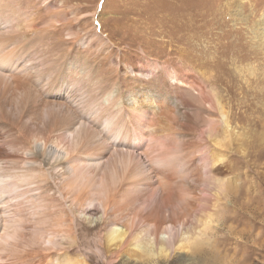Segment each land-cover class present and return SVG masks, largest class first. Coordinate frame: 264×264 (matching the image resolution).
<instances>
[{
  "label": "rangeland",
  "instance_id": "1",
  "mask_svg": "<svg viewBox=\"0 0 264 264\" xmlns=\"http://www.w3.org/2000/svg\"><path fill=\"white\" fill-rule=\"evenodd\" d=\"M12 1L7 0L0 6V39L3 41L0 54H5L0 61V186L9 184L8 190L15 188L12 193L0 195V207L6 211L3 215H12L13 207L9 210L4 207L7 202H21L29 208L35 200L32 201L28 188L42 182L37 175L47 167L35 163L38 160L33 147L35 139L45 141L47 151L51 146L61 153L66 152L67 157L78 156L72 163V174L81 166L104 164L115 151L113 148L106 155L85 156L82 130L93 121L92 116L85 114L88 109L92 108L95 115L100 105L108 106L116 96L115 93L108 99L96 98L95 101L91 94L98 96L93 89L99 79L115 75L117 59L124 70L140 77L148 78L160 68L169 80L174 71L187 75L188 80L198 79L209 85L215 77L226 79L225 72H232L238 73L237 78L243 83L251 77L253 87L260 85L257 80L264 70V49L256 35L259 27L264 31V0H38L41 11L36 14L39 25L35 31L27 27L17 29V19L6 22V14L12 15ZM53 29H59L61 34L55 35ZM84 58L88 62L83 65ZM133 58L138 60L139 66L135 72L131 66ZM239 69L244 72L239 73ZM238 95L235 105L243 97V94ZM116 98L118 100V96ZM254 102L261 104L257 97ZM232 110L239 112L240 109ZM127 114L104 119L100 127L110 119L113 122L125 120L129 124ZM237 114L233 117L236 119L233 127L241 132L249 130L248 126L237 124ZM126 147L121 149L125 151ZM87 156L92 160H87ZM256 162L257 166L249 168L248 176L243 177L259 184L257 190L247 188V198H254V202L244 207H229L235 219L223 225L222 218L218 228L192 243L189 249L166 259L139 258L129 253L118 256L117 249L106 254L99 216L108 208L113 212L133 204L129 205L122 196L106 200L99 195L104 200L95 202L100 210L98 219L93 224L79 220V226L87 230L80 238L81 244L74 245L72 256L84 255L89 264H264V183L260 187L261 180L264 182V154ZM20 175L26 180L20 182L18 178L17 184L12 186ZM113 186L115 182L110 188ZM40 191L34 190V193ZM43 196L37 193L40 201ZM41 202H38L39 209L51 201ZM169 209L174 208L169 206ZM202 210L201 205L193 207L185 222L196 226L194 216L201 217ZM3 224L0 253L4 252L5 241L17 243V250L32 247L29 235L23 238L8 234L5 222ZM31 225L29 229L34 228ZM3 260L1 262H6Z\"/></svg>",
  "mask_w": 264,
  "mask_h": 264
},
{
  "label": "bare ground",
  "instance_id": "2",
  "mask_svg": "<svg viewBox=\"0 0 264 264\" xmlns=\"http://www.w3.org/2000/svg\"><path fill=\"white\" fill-rule=\"evenodd\" d=\"M6 1L0 0V6ZM11 3L12 15L6 14V22L17 19V29L37 30L36 14L41 11L38 0ZM54 32L61 34L59 29ZM257 33L259 45L264 49V31L259 27ZM2 55L0 61L4 60L5 54ZM137 61L133 58L131 62L134 72L139 68ZM144 61L142 66H145ZM87 62L84 58L83 65ZM116 64L115 75L99 79L93 89L98 96H91L97 101L116 93L118 100L115 96L108 106L100 105L95 115L92 108L88 109L85 114L92 116L93 121L82 130L85 156L106 155L113 148L115 151L104 164L81 166L72 174L71 166L76 157H67L66 152L61 153L51 146L47 151V143L35 139L33 147L38 159L35 163L47 166L37 175L42 182L28 188L32 201L35 200L29 208L21 202H7L4 207L7 210L13 207L12 215H3L6 211L0 207V228L5 222L8 234L23 238L29 235L32 247L17 250V243L5 241L0 264H89L86 256L75 257L71 252L75 250L74 245L81 244L80 238L87 230L79 226V220L93 224L100 213L95 202L103 198L122 196L129 205L133 204L113 212L108 208L99 216L105 253L117 249L118 256L129 253L147 259H166L189 249L192 243L218 228L222 218L224 225L235 217L229 213V207H244L254 202V198H247V188L257 190L259 184L243 177L248 176V169L256 167V161L264 154V70L258 75L260 85L256 88L252 86L251 77L243 83L237 78L238 73L225 72L226 79L218 76L206 85L204 81L188 80L187 75L174 71L169 80L160 68L148 78L140 77L124 70L118 59ZM238 94H243L239 101L243 105H235ZM256 97L260 105L255 104ZM243 107L246 109L241 111ZM235 108L240 109L239 112L232 110ZM120 112L128 113L129 124L125 120L113 122L110 119L100 127L104 119L116 117ZM235 114L236 123L248 126L249 130L236 131ZM122 146H127L125 151ZM86 159L92 160V157ZM22 176H15L12 186L17 184L18 178L20 182L26 180ZM112 182L115 186L110 188ZM263 183L261 180L260 187ZM8 186H0L1 197L15 191L12 186V190H8ZM39 189L37 193L44 194L42 200L51 201L41 209L38 202L42 200L34 193ZM134 205L146 208L137 210ZM196 205H201L203 210L201 217L195 214V226L185 220ZM169 206L174 209L170 210ZM28 209L30 212L26 213ZM30 225L34 228L29 229ZM3 258L6 262H1Z\"/></svg>",
  "mask_w": 264,
  "mask_h": 264
}]
</instances>
